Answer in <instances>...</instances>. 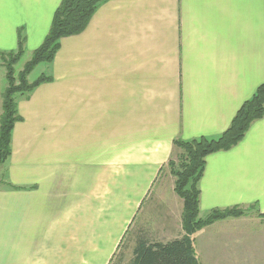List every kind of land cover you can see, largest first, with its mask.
I'll return each mask as SVG.
<instances>
[{
	"label": "crops",
	"instance_id": "0c3cea01",
	"mask_svg": "<svg viewBox=\"0 0 264 264\" xmlns=\"http://www.w3.org/2000/svg\"><path fill=\"white\" fill-rule=\"evenodd\" d=\"M60 2L0 0V104L3 55L21 42V70ZM41 74L0 166V264H110L184 234L173 141L218 136L264 83V0H106ZM199 191L200 216L252 211L201 228L199 253L264 264L235 253L264 254V115L206 156Z\"/></svg>",
	"mask_w": 264,
	"mask_h": 264
},
{
	"label": "trees",
	"instance_id": "16d2710c",
	"mask_svg": "<svg viewBox=\"0 0 264 264\" xmlns=\"http://www.w3.org/2000/svg\"><path fill=\"white\" fill-rule=\"evenodd\" d=\"M106 0H61L54 11L49 30L42 43L36 48L22 69L15 74L14 65L20 59L22 43L16 53L3 55L6 87L1 94L0 104V166L11 152V133L16 121L20 120L17 99L27 96L42 82L51 77L41 74L33 82L27 77L39 63L50 64L62 37L80 33L87 25L97 7ZM264 115V83L240 106L227 128L216 137L191 139L177 138L173 141L177 161L169 159L167 167L174 176L173 190L182 199L181 223L184 234L181 238L162 242H139L129 264H197L191 234L213 222L230 217H239L244 211L239 207L213 209L204 217L199 215V181L204 169L205 158L213 152L235 146L245 135L250 124ZM9 187L17 188L8 183Z\"/></svg>",
	"mask_w": 264,
	"mask_h": 264
},
{
	"label": "rangeland",
	"instance_id": "374dc122",
	"mask_svg": "<svg viewBox=\"0 0 264 264\" xmlns=\"http://www.w3.org/2000/svg\"><path fill=\"white\" fill-rule=\"evenodd\" d=\"M9 59L10 58L5 59L4 65L7 63V61ZM23 60H24V58L21 59L17 65H15V67H14L15 74H17L18 69L20 68ZM44 67H45V63H39L38 65H36L29 75V80H31V81L36 80L41 75V72L44 71ZM177 151L178 150H175L174 152H172L173 154H172L171 159L174 161H177V158H178L177 157ZM239 208H241L244 211V213H242V215L252 213V211L249 207H239ZM201 217H204V216H201ZM198 231L194 232L190 236V239L192 242V247H193L194 258H195L197 264H219V263H221V258H218V256H210L209 258H204L199 253L198 249H196V242L198 240V234H199ZM126 242H127V240H126ZM244 243H249L251 249H239V250L235 251V253L238 256L246 257L247 260H249V261H257V262L261 259H264V254H262L263 252L260 251L258 253L259 250L257 249L256 237H252L250 240L246 238L244 240ZM220 251L221 250H216V252H220ZM131 252H132V250L130 247H128V244H125V243L122 244L121 248L118 250V253L114 256V259L110 262V264H129L133 258V255H131ZM255 258H257V259H255Z\"/></svg>",
	"mask_w": 264,
	"mask_h": 264
}]
</instances>
